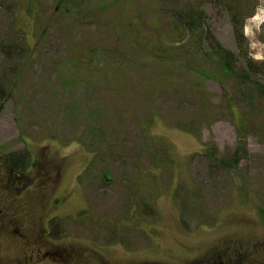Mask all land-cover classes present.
I'll return each mask as SVG.
<instances>
[{"label":"rangeland","instance_id":"374dc122","mask_svg":"<svg viewBox=\"0 0 264 264\" xmlns=\"http://www.w3.org/2000/svg\"><path fill=\"white\" fill-rule=\"evenodd\" d=\"M170 1L0 0V70L15 65L3 43L36 50L0 112V264H264V136H246L235 184L208 174L205 145L228 155L238 141L226 94L236 88L147 48L143 35L154 32L175 50L170 13L160 12ZM250 1L244 33L258 64L264 0ZM204 7L220 43L240 52L228 13ZM179 51L188 61L193 49ZM161 74L179 75L186 90L199 84L213 121L170 85L160 92ZM13 151L28 156L21 173L7 166ZM180 186L208 190L203 224L182 225Z\"/></svg>","mask_w":264,"mask_h":264},{"label":"trees","instance_id":"16d2710c","mask_svg":"<svg viewBox=\"0 0 264 264\" xmlns=\"http://www.w3.org/2000/svg\"><path fill=\"white\" fill-rule=\"evenodd\" d=\"M208 2L221 7L229 15L235 39L237 40L240 52H234L220 43L212 31L209 24L208 14L204 5ZM250 0H171L168 8L161 9V13H170V21L168 23V37L173 44L174 51L167 52L165 47H162L160 42L154 38V32L145 33L143 38L147 40V48L157 56H169L171 53V61L177 62L182 60L187 62L199 70L197 75L208 79L218 80L221 74L232 81L236 88V95H231L226 91L228 104L231 108L232 122L235 124L238 132V141L234 150L228 155L221 153L216 144H207L204 147L202 155L208 160V174L213 177H219L220 174L226 173L228 180L233 182L231 174H237L241 170V164L244 160L250 157L247 148L246 136L249 132H259L264 136V82L258 78L259 72L264 71V60L261 63H255L249 57L247 48V38L244 33L246 20L257 11V5H251ZM152 31L154 28L150 27ZM13 32H16L13 30ZM145 44V45H146ZM193 49L188 61L178 58L179 49ZM2 53L6 61L12 64L0 70V112L4 109L6 101L11 97V94L18 86L19 76L23 71V65L31 59H34L35 49H29L27 46H12V43H3ZM1 49V50H2ZM172 49V48H170ZM175 55V56H174ZM242 60V61H240ZM24 61V63L22 62ZM10 64V63H9ZM209 65L212 68L206 69L203 65ZM155 80L160 84V92L164 93V88L171 86V94L181 103L183 100L189 101L192 98L191 105L195 104L200 107L201 117L208 122L213 121L216 110L210 108L208 104L203 102L199 84H196L191 90H186L183 86L182 79L179 75L161 74L155 77ZM197 90H194L195 88ZM187 103V102H186ZM189 105V103H187ZM208 107V108H206ZM206 109V110H205ZM94 150V149H91ZM7 166L15 172H23L26 166L28 156L23 151H13L6 154ZM214 178V177H213ZM235 184V181L233 182ZM243 184L238 189L247 194L248 185ZM193 191L192 208L185 207L186 200L184 197L191 198L190 192ZM208 192L206 188L201 187L186 190H181V186L176 190L175 197L179 195L181 203L179 208L181 222L184 227H188V219L200 218L199 224L206 222L205 209L206 207L200 201H205V195ZM264 217V210L260 214Z\"/></svg>","mask_w":264,"mask_h":264},{"label":"flooded vegetation","instance_id":"af4514ba","mask_svg":"<svg viewBox=\"0 0 264 264\" xmlns=\"http://www.w3.org/2000/svg\"><path fill=\"white\" fill-rule=\"evenodd\" d=\"M225 262L224 261H212V263H211V261H207L206 262V264H224ZM229 264H238L237 262H234V263H232V262H230Z\"/></svg>","mask_w":264,"mask_h":264}]
</instances>
